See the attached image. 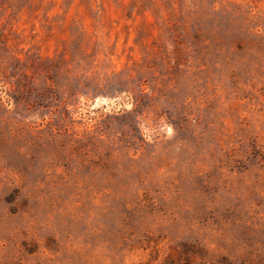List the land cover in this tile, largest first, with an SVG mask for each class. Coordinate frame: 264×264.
Wrapping results in <instances>:
<instances>
[{
  "label": "rangeland",
  "instance_id": "rangeland-1",
  "mask_svg": "<svg viewBox=\"0 0 264 264\" xmlns=\"http://www.w3.org/2000/svg\"><path fill=\"white\" fill-rule=\"evenodd\" d=\"M0 264H264V0H0Z\"/></svg>",
  "mask_w": 264,
  "mask_h": 264
}]
</instances>
